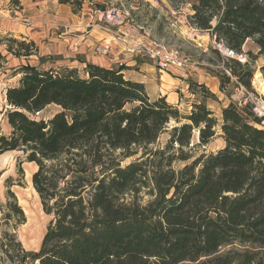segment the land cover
<instances>
[{"label":"trees","instance_id":"16d2710c","mask_svg":"<svg viewBox=\"0 0 264 264\" xmlns=\"http://www.w3.org/2000/svg\"><path fill=\"white\" fill-rule=\"evenodd\" d=\"M168 2L187 6V24L235 54L248 40L264 53V0ZM20 36L5 38L7 51L35 54V42ZM224 65L221 92L231 83L251 88L254 69L238 58ZM82 69L22 64L17 84L4 89L0 154L21 150L37 165L32 186L50 219L38 251L26 252L8 227L25 215L7 187L0 264H264L263 118L233 102L215 114L207 101L216 95L195 80L186 81L195 98L181 112L165 96L149 98L123 65ZM51 105L58 110L40 115ZM218 130L224 145L206 152Z\"/></svg>","mask_w":264,"mask_h":264},{"label":"rangeland","instance_id":"374dc122","mask_svg":"<svg viewBox=\"0 0 264 264\" xmlns=\"http://www.w3.org/2000/svg\"><path fill=\"white\" fill-rule=\"evenodd\" d=\"M14 1L0 0V134L8 132V125L3 115L4 109H7L4 89L17 84L19 77L14 75L17 67L22 64H33L41 69L52 67L60 70L69 66V64H63L62 56L66 52L75 53L77 48L69 46L64 51V48L59 46V42L61 37L71 36L77 32L85 34L89 29H93L95 33L99 32L98 30L108 31L116 38L127 33L131 38H143V43L148 42V39H156L178 51L179 56L186 61V66L182 70H186L188 73L186 79L189 80H194L197 74L200 75V78L205 76L206 81L211 79L210 76H215L219 81L216 76L218 71L225 70L229 73L224 65V61L227 59L216 49L215 41L207 33L187 24L186 16L190 14L187 6L175 11L168 0H76L79 4L75 5L76 9L66 4L68 10L64 11L57 8L55 0H47L50 10L42 13L35 11L31 6L23 5L21 0ZM73 13V17L81 24L83 23V27H78L79 29L74 27V30L69 32L71 28H69V24H72V19H74L71 17ZM24 30L26 33L28 31L33 33L38 39V44L35 43L38 50L29 57H15L7 51L5 38L8 36L20 38V35H23L31 40L32 38L21 33ZM191 32L195 33L194 37L189 35ZM100 44V42H94L91 45L93 55H99L96 48L100 47ZM248 52L256 55V58L249 60ZM237 55L244 59L242 63L248 64L250 68L254 69L253 79L250 83L251 88L231 83L226 86V91L221 92L216 89L217 100L208 99L207 106L217 114L223 104L227 105L229 102L238 106L249 105L251 110L263 118L261 126L264 127V92L255 84V81L264 79L259 69L264 64V53L259 55L257 46L252 40H248ZM170 69L177 74L175 67ZM77 70L80 74L83 73V69L79 65ZM234 80L235 78L231 77V81ZM208 85L209 87L214 86ZM56 110L58 107L51 105L40 115L48 117ZM180 111L186 112L185 108H181ZM172 124L173 122L159 137L160 143L166 141ZM219 135L220 131L218 130V136L209 143L206 152L224 145ZM202 148L195 149V152ZM118 154L119 151L115 152L116 156ZM132 159L133 157L122 159V165ZM182 164L183 162L175 163L174 166L178 168ZM36 168V164L25 160V154L21 150L0 154V205L6 202V190L7 187H10L15 194L17 203L24 210L25 220L15 229H12V225L8 227L15 232L22 248L29 253L38 251L50 219L45 214L39 195L38 193L35 195L36 192L32 187V181H30ZM28 170H30V175ZM145 192L146 190L142 189L140 194L142 201L149 199V195ZM4 228L6 227L0 225V230ZM2 255L0 253L1 257H3Z\"/></svg>","mask_w":264,"mask_h":264},{"label":"crops","instance_id":"0c3cea01","mask_svg":"<svg viewBox=\"0 0 264 264\" xmlns=\"http://www.w3.org/2000/svg\"><path fill=\"white\" fill-rule=\"evenodd\" d=\"M55 1L58 9L64 11L68 10L66 3H60L58 0ZM21 2L23 5L26 4L27 6H31L37 12L45 13L50 10L47 0H21ZM73 15L74 13L71 14V17H73ZM72 21L73 23L69 24V28L71 27L69 32H72L74 27H77L76 29H79L78 27H83V23L81 24V22L77 21L75 18L72 19ZM98 31L99 32L95 33L93 29H89L85 34L77 32L71 36L61 37L59 46L61 45L64 51L69 46L71 48L76 46L75 48H77L75 53L66 52V54L62 56L64 58V60H62L63 64H69L72 68H76L78 65L83 68L87 63L97 64L101 67L118 68L119 62H122L123 74L133 81L135 80L143 83L149 98L155 99L159 96H165L167 101L177 105L180 109L190 107L193 100L192 98L195 95L191 94L188 90L186 83L188 73L186 70L183 71V68L180 70L176 68L177 74L170 69L173 67L162 70L153 59L146 55L145 51L132 50L135 46L134 43L140 42L147 45L148 42L143 43V38H131L127 33L119 35L118 38H116L108 31ZM21 33L26 34L38 44V39H36L33 33H29V31L26 33L25 30ZM94 42H100L102 45H109L108 53L104 55H93L91 45ZM204 77L205 76L200 78V75L196 74L194 80L198 83H203L207 87H209L208 84L214 85L213 87H209V89L216 95V89H219V81L215 76H210L211 79L209 81H206V77Z\"/></svg>","mask_w":264,"mask_h":264},{"label":"built area","instance_id":"2783aa9c","mask_svg":"<svg viewBox=\"0 0 264 264\" xmlns=\"http://www.w3.org/2000/svg\"><path fill=\"white\" fill-rule=\"evenodd\" d=\"M134 44L135 46L132 50L145 51L146 55L153 59L157 66L162 70L169 67L184 68L186 66V61L179 56L178 51L171 49L167 44L163 42L161 43L156 39H149L147 45H144L140 42ZM100 45V47L96 48L98 53L102 55L107 54L109 51V45ZM215 47L226 59L238 58L241 62H244V59L239 57L237 53L235 54L234 51L228 48L223 42L218 43L215 41ZM119 64L122 65V62H119Z\"/></svg>","mask_w":264,"mask_h":264},{"label":"bare ground","instance_id":"6f19581e","mask_svg":"<svg viewBox=\"0 0 264 264\" xmlns=\"http://www.w3.org/2000/svg\"><path fill=\"white\" fill-rule=\"evenodd\" d=\"M190 31V30H189ZM186 32V31H185ZM188 33V32H187ZM197 33V32H196ZM190 36H195V33H190L189 34ZM202 35V34H201ZM197 36H199L200 37V35H197ZM202 38V37H201ZM200 39V38H199ZM200 40H202V39H200ZM255 84L257 85V87L259 88V89H261L263 92H264V79H259V80H257V81H255ZM28 174L30 175V170H28ZM31 181V180H30ZM33 187V186H32ZM35 193V192H34ZM37 193H35V195H36Z\"/></svg>","mask_w":264,"mask_h":264},{"label":"water","instance_id":"95a60500","mask_svg":"<svg viewBox=\"0 0 264 264\" xmlns=\"http://www.w3.org/2000/svg\"><path fill=\"white\" fill-rule=\"evenodd\" d=\"M194 37V36H193Z\"/></svg>","mask_w":264,"mask_h":264}]
</instances>
